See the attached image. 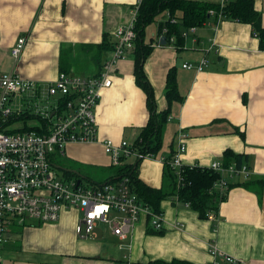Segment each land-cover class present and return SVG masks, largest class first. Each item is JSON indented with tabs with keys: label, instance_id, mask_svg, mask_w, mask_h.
Listing matches in <instances>:
<instances>
[{
	"label": "crops",
	"instance_id": "obj_1",
	"mask_svg": "<svg viewBox=\"0 0 264 264\" xmlns=\"http://www.w3.org/2000/svg\"><path fill=\"white\" fill-rule=\"evenodd\" d=\"M193 1L222 4L225 0ZM141 2L0 0V69L16 70L24 78L41 82L54 80L62 71L97 76L113 55V49L99 46L104 35L109 34L113 42L115 30L132 22L134 8ZM255 6L262 12L264 25V0H255ZM210 12L209 20L195 26V31L192 26L183 30L189 35H183L182 49L175 46L174 36L167 41L162 23L168 20V11L146 28L144 42L151 44L152 51L144 70L154 88L158 111L169 108L166 88L173 67H177L179 90L185 96L183 102L175 101L171 106L161 150L139 160V176L152 187L173 189L165 161L175 156L181 135L187 142L184 165L210 167L232 149L248 155L250 178H264V50L251 24L223 19L215 10ZM21 37L26 38V45L15 58L12 48ZM135 47L136 43L115 62L112 85L102 90L96 108L99 140L71 142L64 156L56 160L64 176L89 180L81 169L65 166L66 158L95 165L103 174L109 172L104 181L115 176L119 166L111 164L104 140L136 144L147 126L150 109L147 94L137 82ZM204 59L208 64L203 70L184 67L185 63L198 65ZM244 181L235 178L230 185ZM162 208V235L147 232L149 219L145 215L126 238L101 223L97 225L101 232L97 229L95 234L83 237L77 232L83 216L78 208L65 209L56 222H12L2 245V264H149L174 258L212 264V246L244 264H264V187L257 191L233 186L221 203L219 218H201L197 210L176 202L175 195L163 200Z\"/></svg>",
	"mask_w": 264,
	"mask_h": 264
},
{
	"label": "built area",
	"instance_id": "obj_2",
	"mask_svg": "<svg viewBox=\"0 0 264 264\" xmlns=\"http://www.w3.org/2000/svg\"><path fill=\"white\" fill-rule=\"evenodd\" d=\"M139 6L138 3L134 8L132 22L115 30L112 58L97 76L62 71L54 80L41 82L24 78L16 70L0 69V264L2 245L12 222L22 224L32 219L41 223L56 222L68 208L83 212L77 225V232L83 237L95 234L98 223L104 222L110 225L114 234L126 238L145 215L155 229H165L164 213L152 212L134 190L129 176L104 182L62 177L55 164L59 156H64L69 143L99 140L96 108L102 90L112 85L111 72L115 62L135 46ZM168 18H171L170 14ZM171 20L178 21L176 18ZM195 28L192 26L191 30L195 31ZM165 31H168L166 27ZM183 35L187 36L189 32ZM25 45L26 38H19L12 48V55L18 58ZM207 64L204 59L198 65L185 63L184 67L203 70ZM185 137L181 135L175 156L168 160L177 174L178 186L184 181ZM103 145L115 166L122 165L126 159L142 160L154 155L143 153L127 140L116 143L106 139ZM210 168L221 175L214 185L221 193L235 178L247 180L251 176L247 165L225 167L222 161L214 160ZM175 201H181L177 194ZM210 217L215 218L213 214ZM210 251L214 257L212 264H244L217 246H212Z\"/></svg>",
	"mask_w": 264,
	"mask_h": 264
},
{
	"label": "trees",
	"instance_id": "obj_3",
	"mask_svg": "<svg viewBox=\"0 0 264 264\" xmlns=\"http://www.w3.org/2000/svg\"><path fill=\"white\" fill-rule=\"evenodd\" d=\"M211 10L216 11L217 16L223 19L237 20L249 23L253 27V33L260 40V48L264 50V25L262 23V12L256 9L255 0H225L224 3H210L193 0H142L135 23L137 38L134 56L136 58V77L138 84L144 89L148 98L150 109V120L136 141V145L143 153L157 154L162 148V133L165 123L168 121L173 102H183L178 86L177 67L170 69L167 79L166 95L169 100V108L159 112L154 88L149 81L144 63L152 51L151 44L144 42L146 28L156 20V17L164 11H168L171 18H176L178 22H172L171 18L164 23L168 29L166 33L167 41L174 36V44L178 49H182L185 44L183 30L191 26H198L208 21ZM181 11V15L178 13ZM210 15V16H209ZM114 41L110 40L109 34L104 35V41L99 45L103 48L114 49ZM64 69V68H63ZM237 131V128H236ZM172 158V157H171ZM169 158L168 160H171ZM166 163V174L171 178L173 189L166 191L164 188H156L145 183L139 176V160H124V163L115 168L116 175H110L108 180L129 176L134 190L139 197L150 207L153 213H163L162 201L170 196L179 195L180 200L188 203L189 206L197 210L201 218H209L213 214L216 218L220 216V206L227 199L230 189L235 185L261 191L264 187V178L253 179L244 182H237L227 187L225 192L214 187L215 182L221 175L210 167L200 165H185L183 170L184 181L178 186V177L171 164ZM222 164L228 167L236 164L237 167L250 165L248 155L235 153L232 149L224 152ZM71 175H74L73 173ZM147 232L162 235L165 229L157 230L148 221ZM149 264H197L190 260L174 258L170 261L156 259ZM229 264V263H222Z\"/></svg>",
	"mask_w": 264,
	"mask_h": 264
},
{
	"label": "rangeland",
	"instance_id": "obj_4",
	"mask_svg": "<svg viewBox=\"0 0 264 264\" xmlns=\"http://www.w3.org/2000/svg\"><path fill=\"white\" fill-rule=\"evenodd\" d=\"M139 9H140V6L138 7V12H139ZM167 163V160L165 161ZM63 163H68V164H65V166L69 167V166H72L74 168H78V169H81L83 171V173L89 178L88 181H104L107 177L106 174H103L102 171H101V168L95 166V165H91V164H81V163H77V162H71L70 160H68L67 158L63 161ZM62 177L64 176L63 173H59ZM101 223L104 227L107 228V226H110L108 223H104V222H99ZM98 223V224H99ZM98 227V226H97ZM95 229V231L97 229H99L98 231L101 232L102 228L99 227Z\"/></svg>",
	"mask_w": 264,
	"mask_h": 264
},
{
	"label": "water",
	"instance_id": "obj_5",
	"mask_svg": "<svg viewBox=\"0 0 264 264\" xmlns=\"http://www.w3.org/2000/svg\"><path fill=\"white\" fill-rule=\"evenodd\" d=\"M163 42H165V38H163ZM71 171H73V172H75V173H77L78 175H80V173L78 172V171H76V170H71ZM81 180H79V182H80Z\"/></svg>",
	"mask_w": 264,
	"mask_h": 264
}]
</instances>
